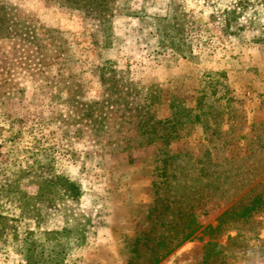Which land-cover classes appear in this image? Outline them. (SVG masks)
<instances>
[{
	"label": "rangeland",
	"instance_id": "1",
	"mask_svg": "<svg viewBox=\"0 0 264 264\" xmlns=\"http://www.w3.org/2000/svg\"><path fill=\"white\" fill-rule=\"evenodd\" d=\"M0 264H264V0H0Z\"/></svg>",
	"mask_w": 264,
	"mask_h": 264
},
{
	"label": "trees",
	"instance_id": "2",
	"mask_svg": "<svg viewBox=\"0 0 264 264\" xmlns=\"http://www.w3.org/2000/svg\"><path fill=\"white\" fill-rule=\"evenodd\" d=\"M77 7L86 9L88 12H97L101 18L105 17L108 13L111 14L114 8L115 0H67ZM115 10V9H114ZM227 16V11H226ZM225 16V19H226ZM170 20V19H169ZM167 21L163 18L161 21L166 22L164 33H162L163 40L167 41L169 47L176 48L179 44L186 45L184 42V29H180L175 21ZM227 28V20H225ZM179 43V44H178Z\"/></svg>",
	"mask_w": 264,
	"mask_h": 264
}]
</instances>
